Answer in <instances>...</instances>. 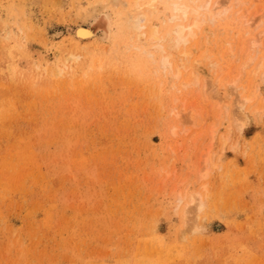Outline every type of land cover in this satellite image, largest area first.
Instances as JSON below:
<instances>
[{"label": "rangeland", "instance_id": "1", "mask_svg": "<svg viewBox=\"0 0 264 264\" xmlns=\"http://www.w3.org/2000/svg\"><path fill=\"white\" fill-rule=\"evenodd\" d=\"M134 5L0 0V264H264V0L178 50L158 5L164 54L118 35Z\"/></svg>", "mask_w": 264, "mask_h": 264}, {"label": "bare ground", "instance_id": "2", "mask_svg": "<svg viewBox=\"0 0 264 264\" xmlns=\"http://www.w3.org/2000/svg\"><path fill=\"white\" fill-rule=\"evenodd\" d=\"M106 1H110V0H106ZM115 1V0H113ZM141 1L142 0H134L135 2V5H134V10H133V14L131 13H126L127 11L124 9V14L122 15V17L119 18L118 22H117V33L118 35L126 33L128 36H129V41H132V38L135 36L136 39L140 40L141 42L146 40L148 41V39L152 42H156V46L155 48H157L158 51H160L161 53H165L166 52V49L169 47L167 46L168 43L166 44V41L167 39H165L162 34H161V29H159L158 27L156 26H153L151 27L150 25H153L155 22H154V19H157L158 21H160L159 18L158 19V5L162 4L163 3L165 4V9L166 10H170L172 12V14L170 15L169 17V21L170 23H174V25H170V30L169 32H167L166 34L169 36L168 38H170V41H172L173 45H175V47L177 48H181L183 45L187 44L191 38H195L197 37V35L199 34L198 33V30L200 27V22L199 21H196L198 20L199 17L202 18L203 22H205L206 20H209L210 22L214 23L216 21V18L218 16H220L221 14L220 13H216L217 9L220 7H223V5H221V1L223 0H216V1H213V0H208L207 3L205 5H202V4H198L196 3V6L195 7H192V5H190L186 0H151L148 5H145V6H148V15L143 13V12H140V14H138L139 12V9L142 8V5H141ZM117 2H119V0H117ZM124 2V1H123ZM121 2V3H123ZM108 2H106V5H107ZM101 4V2L99 3ZM118 4V3H117ZM116 4V5H117ZM120 4V3H119ZM124 4V3H123ZM131 4V3H130ZM143 4V3H142ZM121 5V4H120ZM211 5L214 6V9H210L211 8ZM98 6V4H97ZM125 7H127L125 5ZM160 7V6H159ZM163 7V6H162ZM136 8V9H135ZM219 8V9H220ZM129 9V8H128ZM142 10V9H141ZM140 10V11H141ZM145 10V9H144ZM202 10H205L208 11V10H211L209 13H207L206 15H204L202 17ZM215 10V12H214ZM131 11V10H130ZM129 11V12H130ZM138 11V12H136ZM135 12L138 14H135ZM169 12V11H168ZM228 12V10H225L223 12V14L225 15L226 13ZM146 13H147V10H146ZM166 13V12H165ZM193 15H196L197 19H195V21L192 23V16ZM165 17V16H164ZM194 17V16H193ZM163 19V18H162ZM157 22V21H156ZM167 22V21H166ZM167 22V23H168ZM254 22V21H253ZM164 23V22H163ZM252 23V22H251ZM249 23V24H251ZM256 23V22H255ZM254 24V23H253ZM150 26V29H148ZM166 26V25H164ZM164 28V27H163ZM162 28V30H163ZM168 29V28H167ZM76 35L81 38V39H85V38H90L93 36V31L91 29H85V28H79L77 31H76ZM125 34V35H126ZM165 34V35H166ZM124 35V36H125ZM123 36V37H124ZM120 38V37H119ZM258 39V38H257ZM134 40V39H133ZM259 41V40H258ZM258 41H253V45L255 46ZM135 42V41H134ZM150 42V43H152ZM144 43V42H143ZM259 44V43H258ZM188 45V44H187ZM131 46V44H130ZM143 46V45H142ZM185 46H183V49H184ZM149 48V47H148ZM173 48V47H171ZM251 48V47H250ZM136 49L138 50V48L136 47ZM151 49V48H150ZM153 49V47H152ZM169 49V48H168ZM174 50V49H173ZM187 50V49H186ZM139 51V50H138ZM156 51V50H154ZM146 52V51H145ZM157 52V51H156ZM159 53V52H158ZM176 53V51H175ZM184 54H181V55H184V56H187L188 53H185V51L183 52ZM160 54V53H159ZM186 54V55H185ZM178 55V54H177ZM190 56V54H188ZM73 55H71L72 57ZM149 57H152L153 61L155 60L157 62V56L153 53H150L148 54ZM69 57V56H68ZM67 57V58H68ZM156 57V58H155ZM162 57V56H161ZM160 57V58H161ZM170 55L168 54L167 56H164L161 58V60L159 61L160 63V68H162V72L163 74L168 71V73H173L172 72V63L170 61ZM178 57V56H177ZM188 57V56H187ZM66 58V59H67ZM74 58V56L72 57V59ZM77 59V58H76ZM151 59V60H152ZM176 59V58H175ZM149 60V59H148ZM178 60V59H177ZM180 60V59H179ZM77 61V60H76ZM154 61V63H155ZM183 61V60H182ZM195 62V61H194ZM151 63V62H150ZM180 63H181V60H180ZM187 63V62H186ZM249 63V62H248ZM153 64V62H152ZM150 65V64H149ZM182 65V63H181ZM151 66V65H150ZM64 67V66H63ZM154 68L156 67L155 65L153 66ZM180 67V66H179ZM184 67V66H183ZM245 67V66H244ZM56 68V66H55ZM157 68V67H156ZM60 69V68H59ZM259 69V68H258ZM55 70V69H53ZM62 70V69H60ZM66 70V69H64ZM147 70V69H146ZM176 73H174V76L175 77H178L180 76V74L177 73V70L176 69ZM63 71V70H62ZM138 71V70H137ZM161 71V70H160ZM159 71V72H160ZM179 71V70H178ZM57 72L58 71V68H57V71H55V75L58 74ZM66 72V71H64ZM85 72V71H84ZM154 72V71H153ZM157 72H158V68H157ZM158 72V73H159ZM186 72V71H185ZM52 73V72H51ZM62 73V72H61ZM60 73V74H61ZM161 73V72H160ZM167 73V77H168V74ZM141 74V73H140ZM149 74V73H148ZM186 74V73H185ZM64 75V74H63ZM66 75V74H65ZM157 75V74H156ZM67 76V75H66ZM163 76V75H162ZM165 76V74H164ZM174 76H170V77H174ZM196 76V75H195ZM57 77V75L55 76ZM59 78H62L61 76ZM157 78V77H156ZM159 78V77H158ZM66 79V78H65ZM149 79V78H148ZM166 79V78H165ZM177 79V78H176ZM59 80V79H58ZM63 80V79H62ZM178 80V79H177ZM194 80V79H193ZM173 81V80H172ZM196 81V80H195ZM194 81V84H197L195 83ZM198 81V80H197ZM171 81H168V84H170ZM193 82V81H192ZM234 82H237V81H234ZM233 82V83H234ZM71 83V82H70ZM173 83V82H172ZM66 84V83H64ZM63 84V85H64ZM189 84V83H188ZM193 84V83H192ZM237 84V83H235ZM233 84V85H235ZM183 85L185 87H187L185 85V83H183ZM191 85V84H190ZM170 86V85H169ZM196 86V85H195ZM172 87V86H171ZM244 90V89H243ZM234 91V90H233ZM244 92V91H243ZM207 93V92H206ZM216 93V92H215ZM214 94V93H213ZM233 94V93H232ZM160 95V94H159ZM250 97V96H248ZM248 97H244L242 98V101L238 100V103L235 102V104L237 105V109H236V112H234V121H236V124L237 122H240L241 119L240 118H244L245 119V116L242 117V111L243 109L246 108V105L249 103V101H251V97L248 98ZM236 98V97H235ZM239 98V97H238ZM240 101V102H239ZM257 110V109H255ZM261 111V110H260ZM246 112V111H245ZM181 114V112H180ZM189 114H187L188 116ZM244 115V114H243ZM191 116V115H190ZM247 117V116H246ZM190 118V117H188ZM243 121V120H242ZM245 122V121H244ZM237 126V125H236ZM239 128V127H238ZM239 130V129H238ZM215 134V133H214ZM191 203L192 204H196V208L198 209H193L195 212H199L201 210H203L202 208L204 207L205 205V202L203 200V196L200 193H194V194H191ZM181 198V197H180ZM190 198V197H189ZM180 200V199H179ZM183 201V200H181ZM193 206V205H192ZM194 207V206H193ZM192 208V207H191ZM192 210L189 211V208L188 210H186V212L184 213L185 215V218L184 220H187L189 219L187 216L189 213H191ZM190 220V219H189ZM189 222V221H188ZM187 221L184 222L185 225H187L188 223Z\"/></svg>", "mask_w": 264, "mask_h": 264}]
</instances>
